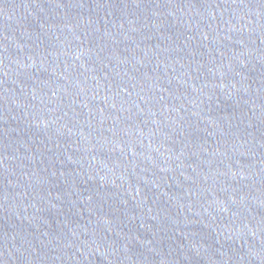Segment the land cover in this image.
<instances>
[{
    "label": "water",
    "instance_id": "water-1",
    "mask_svg": "<svg viewBox=\"0 0 264 264\" xmlns=\"http://www.w3.org/2000/svg\"><path fill=\"white\" fill-rule=\"evenodd\" d=\"M0 264H264V0H0Z\"/></svg>",
    "mask_w": 264,
    "mask_h": 264
}]
</instances>
